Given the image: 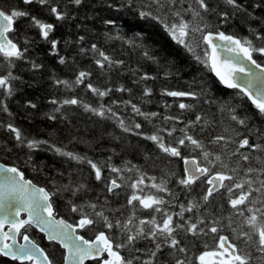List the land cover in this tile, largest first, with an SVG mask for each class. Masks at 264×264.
I'll list each match as a JSON object with an SVG mask.
<instances>
[{"label":"snow or ice","instance_id":"6c2138e0","mask_svg":"<svg viewBox=\"0 0 264 264\" xmlns=\"http://www.w3.org/2000/svg\"><path fill=\"white\" fill-rule=\"evenodd\" d=\"M20 3L24 7L14 5L6 10L0 6V130L7 134L0 138V154L27 150L21 160L23 167L0 163V257L19 264H55L30 238L29 229L35 228L50 243L65 250L63 264H264V0H100L101 10L109 14L93 17L92 28L88 27L87 14L83 20L75 15L79 9L89 7L88 0ZM33 8L55 22L34 15ZM124 14L149 26L150 22L159 24L171 41L214 72L223 86L237 90V97L250 101L256 112L249 115L228 100H218L210 95L206 83L195 78L188 82L187 90L160 91L162 96L196 102H180V114L146 111L143 105L150 103L153 95L147 82L159 76L143 71L139 60L138 67L132 68L125 59L91 40L96 19L102 25L105 43L119 41L122 50L135 52L145 63L162 67L165 78L178 76L180 70L170 54L151 43L142 26L129 36L124 30ZM234 21H243L247 35L221 30L233 27ZM69 25L83 34L70 32L67 38L53 35L58 27ZM31 30L36 31L39 40L29 35ZM40 44L47 46L43 60L36 51ZM81 60L90 64H81ZM125 72H130L132 83L141 87L139 98L133 96L130 87L112 86V76ZM69 73L71 78H64ZM25 74H30L29 79L25 80ZM81 87L95 98V103L75 93ZM25 89L48 92L51 108L43 115L63 124L64 131H78L70 110L82 109L100 121L113 122L123 133L151 142L169 163L173 158L182 160L183 173L162 170L157 177L131 160L113 163L112 157L119 155L117 148L126 141L112 147V155L95 159L53 140L51 135L42 138L25 133L15 123L16 113L11 109L17 93ZM61 91L74 94L61 97ZM117 92L126 93L128 98L113 99ZM197 104L209 109L215 106L220 118L201 109L195 119L183 120L181 116ZM19 106L26 110V116L40 111L32 98ZM170 107L165 102V110ZM146 124L151 125L148 131L144 130ZM178 124L183 126L178 128ZM66 138L68 144L81 142L75 134ZM102 139L103 134L96 138L97 146ZM133 147L139 151V146ZM40 152L75 162L77 168L71 172L57 170L49 177L50 187L37 185L26 178L23 168L43 172L34 161ZM143 155L146 163L155 164L161 159L151 151ZM79 166H86L88 177L102 186L93 199H85L93 189ZM171 177L184 194L183 201L180 193L169 186ZM64 180L67 182L62 183ZM196 187L201 188L198 198H189ZM64 193L69 194L68 211L78 217L71 223L58 218L54 207V198ZM122 194L125 203L113 209L110 197ZM217 194L230 206L227 215L214 210ZM142 211L148 214L138 215ZM25 213L26 218H21ZM225 229L230 235L224 234ZM83 230L95 231L94 238L86 239L80 234ZM201 241L204 250L193 257L191 249ZM142 242L145 246L139 247Z\"/></svg>","mask_w":264,"mask_h":264},{"label":"trees","instance_id":"16d2710c","mask_svg":"<svg viewBox=\"0 0 264 264\" xmlns=\"http://www.w3.org/2000/svg\"><path fill=\"white\" fill-rule=\"evenodd\" d=\"M89 7L79 9L75 15L77 16V20H83L85 14H87L89 18L88 27L92 28L93 17L99 16H107L109 13L102 11V5L100 0H88ZM14 5H19L20 7H24L20 0H0V6H3L6 10L9 7ZM33 14L38 15L43 19H49V22H55L54 19L47 17L44 14L38 12L35 8H33ZM123 19L127 21L125 24V32L131 36L133 31H139L142 26L146 32L151 37V43L157 49L162 50L163 52L170 54V60L174 61L176 66L180 70V74L178 76H172L170 78L164 77V69L162 67H158L155 64L145 63L143 60H140L139 56L135 52H128L126 50L121 49V45L119 41H111L105 43L103 37L101 35L102 25L99 23L98 19L95 21V27L93 33L91 34V40L103 44L106 51L113 52L117 57L125 59L132 68L138 67L137 61L139 60L140 64H143V71L148 72L151 75H158L159 78L155 81H148L147 84L153 89V95L151 97V102L144 104L143 108L146 111H156L161 112L163 114H172L178 115L182 110L178 108V104L180 102L184 103H196L187 98H173L162 96L160 94L161 89L168 88L173 90H187L188 82L192 81L193 78L196 80L202 81L206 83L210 88V95H213L218 98V100H228L229 103L236 104L237 107L241 108L243 111L252 115L256 112L253 105L245 99H239L237 97V90L235 89H227L223 87L220 82L213 76L211 70L204 65L197 63L191 56V54L187 53L183 48L176 45L164 29L155 22H150L151 26L148 23H144L142 21L136 20L130 14H124ZM73 24L76 21L72 22ZM234 26L229 27L225 26L221 30L232 32L239 36L247 35L246 25L243 21H234ZM20 27V25H17ZM20 30L23 31V28L20 27ZM80 32L83 34L82 30L71 27V25L66 27H58L57 31L53 34L56 38H60L64 36L67 38L70 32ZM29 35L35 37L39 40V36L36 34L35 30H31ZM87 39V37H86ZM46 45L40 44L37 47V52L40 59H45L43 49L46 48ZM199 51V50H198ZM75 53H73L74 55ZM51 60V58H47ZM88 63L90 61L81 60V64ZM51 67V64H49ZM30 74H25V80L29 79ZM64 78H71V74L69 73ZM95 79V78H94ZM133 77L130 72H125L121 76L117 77L116 75L112 76V86L115 87L118 84H123L126 87H130L133 90V96L139 98L142 95L141 87L132 83ZM99 82H103L102 78ZM75 93H78L83 99H85L89 103H95V98L90 94H85L81 88L75 89ZM72 92H63L58 93L61 97L64 95H73ZM123 96L125 99L128 98L127 94L122 93H114L113 99ZM32 98L40 105L39 112H31L29 115H24L25 109L21 108L19 105L23 103L24 100ZM48 92L44 90H40L36 92L35 89H25L23 93H17L14 101L11 104V109L16 113L15 123L21 127L25 133L30 134L32 136H37L38 134L42 138H48L51 135L53 140L63 141L64 144L68 145L69 148L74 149L80 153H87L90 157L95 159H103L109 155H112L110 149L118 144H122L124 141L127 143L122 147L117 148V152L119 155H114L112 157V162L116 164H120L123 160H131L134 164L140 165L144 167L150 175H155L160 177L162 174V170L167 172L169 169L174 171L177 175H181L183 173L182 163L183 161L178 158L171 159V162H168L167 157H163L162 154L158 153L151 142L144 141L142 138L133 136L128 133H123L116 125L111 121H100L98 117L91 116L89 113H85L82 109H71V119L73 121V125L78 131H74L73 133H68L64 131V125L58 122H53L47 120L43 113L50 111L51 105L47 103ZM108 98H105V102H107ZM133 102H138L134 100ZM165 102L171 107L167 110L164 108ZM201 109L204 112L216 113L217 119H219V113H217V109L215 106L208 108L207 105L197 104L196 108L191 111L184 113L181 118L183 120L195 119V115L198 112H201ZM7 119L6 116L3 117ZM211 119V116H209ZM142 118H137L140 120ZM183 125L178 124L177 127H182ZM151 125H145L144 130H150ZM104 129H107L104 132ZM219 131V129H217ZM75 134L81 137V142L68 144L67 136ZM103 134L104 139L100 140V144L97 146L95 141L96 138ZM6 133L3 130H0V138H5ZM113 136L120 137V140L112 139ZM204 136L207 137L208 133L205 132ZM133 146H139V151L135 150ZM127 149V150H125ZM27 150H17L11 154H0V162L6 163L8 165L17 164L21 167V160L24 158V154ZM145 151H151L153 156H160L161 159L157 160L155 164H152L151 161L145 162V158L143 153ZM35 165L43 168V172L33 171L30 167L23 168L25 171V176L27 179L33 180L34 183L40 186L50 187L49 185V177L55 176L57 170L61 172H71L77 168L75 162L68 163L64 161L62 158L55 156L51 152H40L38 155L34 156ZM83 170V178L87 181L90 187L93 189L88 193L85 199H93L97 194L101 192L102 186L99 182L94 181L93 179L88 177V169L86 166H79ZM57 180H60L58 176L55 177ZM171 182L169 184L170 187L174 188L178 193H180V199L183 201L185 199L184 194L181 192L180 188H177L175 185V177H171ZM62 183H66L67 181H61ZM223 191V190H221ZM201 193V188L196 187L191 193L190 197H197ZM55 199L54 207L57 210L58 217H63L68 220L70 223L74 222L78 217L74 213H70L67 207V199H69V194L64 193L62 197H57ZM111 207L113 209L120 208L122 204L125 203V196L122 194L119 197L111 198ZM226 198L217 194L214 198V210H221L225 215L230 211V206L225 202ZM77 202H80L79 200ZM223 206L221 209L220 206ZM178 210V209H177ZM125 214H127V210H124ZM148 213L146 211L138 212V215L146 216ZM81 235H84L87 239H92L95 235V231L92 230H83L80 232ZM224 234L230 235L229 230L225 229ZM30 238L34 239L39 246L45 249V251L50 255L51 258L54 259L55 264L63 263L64 251L57 244H53L47 242L42 234L37 232L35 229H29ZM231 238V236H230ZM191 240L192 238L189 237ZM204 240H208L211 243V239L209 237L203 238ZM139 247H144V243L142 242ZM204 250L203 242H198L191 249V254L193 257L195 255H199L200 252ZM0 264H19L16 261H11L7 258L0 257ZM26 264V263H25ZM94 264V262L88 263Z\"/></svg>","mask_w":264,"mask_h":264},{"label":"water","instance_id":"95a60500","mask_svg":"<svg viewBox=\"0 0 264 264\" xmlns=\"http://www.w3.org/2000/svg\"><path fill=\"white\" fill-rule=\"evenodd\" d=\"M211 73L213 74V76L219 81V79L215 76V73L214 72H212L211 71ZM221 84V83H220ZM222 85V84H221ZM223 86V85H222ZM223 87H225V86H223ZM226 88V87H225ZM228 89V88H227ZM250 102V101H249ZM251 104V103H250ZM252 105V104H251ZM0 163H2V162H0ZM182 168H184V164L182 163ZM21 218H26V213L25 214H23L22 216H21ZM58 218H60V217H58ZM33 229H35V228H33ZM37 232H39L40 234H42L43 236H44V238H45V240L47 241V242H49L47 239H46V237H45V235L42 233V232H40L39 231V229H35ZM94 238V237H93ZM92 238V239H93ZM21 242H23V241H21ZM41 247V246H40ZM61 249H63V248H61ZM63 251L65 252V250L63 249ZM4 258H7V259H9V260H11L10 258H8V257H4ZM11 261H13V260H11ZM16 262H18V261H16ZM89 262H93V261H88L87 263H89ZM19 263V262H18ZM25 263H28V262H25ZM63 264V263H62Z\"/></svg>","mask_w":264,"mask_h":264},{"label":"flooded vegetation","instance_id":"af4514ba","mask_svg":"<svg viewBox=\"0 0 264 264\" xmlns=\"http://www.w3.org/2000/svg\"><path fill=\"white\" fill-rule=\"evenodd\" d=\"M26 264H28V263H26Z\"/></svg>","mask_w":264,"mask_h":264}]
</instances>
